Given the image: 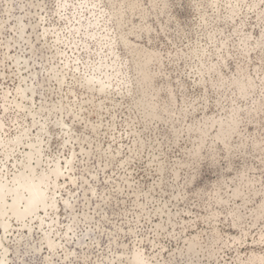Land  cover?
Returning <instances> with one entry per match:
<instances>
[{"label":"rangeland","instance_id":"rangeland-1","mask_svg":"<svg viewBox=\"0 0 264 264\" xmlns=\"http://www.w3.org/2000/svg\"><path fill=\"white\" fill-rule=\"evenodd\" d=\"M0 194V264H264V0H0Z\"/></svg>","mask_w":264,"mask_h":264},{"label":"bare ground","instance_id":"bare-ground-1","mask_svg":"<svg viewBox=\"0 0 264 264\" xmlns=\"http://www.w3.org/2000/svg\"><path fill=\"white\" fill-rule=\"evenodd\" d=\"M57 171H58V170H57ZM54 173H55V171H54ZM57 174H60V173L57 172ZM29 175H30V174H29ZM39 178H40V177H39ZM41 178H42V177H41ZM23 179H24V178H23ZM42 179H43V178H42ZM19 180H20V179H19ZM28 180H29V179H28ZM16 181H17V180H16ZM39 181H41V180H39ZM43 181H44V180H42V182H43ZM32 182H33V181H32ZM32 182H31V183H32ZM1 183H2V181H1ZM24 183H25V182H24ZM1 186H2V185H1ZM42 186H43V185H42ZM28 187H29V186H28ZM28 187H27V188H28ZM36 189H38V188H36ZM40 191H41V190H40ZM42 191H43V190H42ZM40 193H42V192H40ZM20 194H21V193H20ZM23 194H24V193H23ZM30 194H31V193H30ZM0 195H1V194H0ZM42 195H43V194H42ZM18 196H19V195H18ZM18 196H17V197H18ZM37 196H38V195H37ZM43 196H44V195H43ZM29 197H30V196H29ZM46 197H47V196H46ZM16 199H17V198H16ZM18 199H20V198H18ZM38 199H39V198H35L34 200H38ZM39 201H40V200H39ZM43 201H44V200H43ZM17 202H18V201H17ZM20 202H21V201H20ZM22 202H23V201H22ZM26 202H27V201H26ZM41 202H42V201H41ZM18 203H19V202H18ZM18 203H16V204H18ZM28 203H29V202H28ZM42 203H43V202H42ZM36 204H37V202H36ZM11 205H12V204H11ZM26 206H27V204H26ZM31 206H32V203L29 204V206H28V211H29V209H31ZM13 207H15V206H13ZM34 208H35V206H34ZM0 209H1V208H0ZM4 209H5V208H4ZM37 209H38V205H37ZM18 210H19V209H18ZM24 210H25V209H24ZM5 211H6V210H5ZM23 212L26 213L27 211H23ZM18 213H19V212H18ZM1 214H2V213H1ZM26 214H28V212H27ZM22 215H23V214H22ZM25 216H26V215H25ZM25 216H24V217H25ZM13 217H14V216H13ZM17 217H18V216H17ZM21 217H22V216H21ZM21 217H20V218H21ZM22 218H23V217H22ZM25 218H26V217H25ZM2 225H3V224H2ZM7 227H8V226H7ZM52 244L55 245V243H52ZM53 245H52V246H53ZM52 246H51V247H52ZM55 246H56V245H55ZM55 246H53V248H54ZM139 260H140V259H139ZM263 261H264V260H263Z\"/></svg>","mask_w":264,"mask_h":264}]
</instances>
